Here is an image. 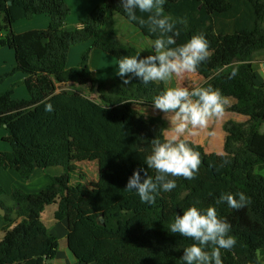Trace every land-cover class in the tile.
Instances as JSON below:
<instances>
[{"label": "trees", "instance_id": "obj_1", "mask_svg": "<svg viewBox=\"0 0 264 264\" xmlns=\"http://www.w3.org/2000/svg\"><path fill=\"white\" fill-rule=\"evenodd\" d=\"M163 7L179 32L178 45L193 35L205 36L210 57L196 74L206 80L203 87L219 89L232 100L228 111L245 121L223 124L222 155L208 154L188 140L201 153L199 172L192 180L175 178L177 187L149 205L124 189L135 169L147 167L143 158L150 141L166 132L161 116L138 111L153 108L165 85H145L134 76L125 85L118 75L102 82L90 63L94 49L117 61L142 52L117 39L119 20L151 42L156 36L128 19L121 0H104L72 31L67 29L71 10L66 0H0V49L12 50L16 61L0 85L16 74L25 76L0 94V129L8 132L12 148L0 152V168L16 171L24 180L37 170H62L39 193L13 189L18 220L5 217L0 264L55 263L59 241L43 222L46 209L54 205V220L67 222V250L74 264H185L183 249L193 241L168 227L193 204L202 211L215 207L231 225L236 244L221 249L222 264H263L264 176L258 172L264 170V83L257 84L254 62L264 52V0H166ZM36 16L50 19L47 29L14 32L16 23ZM86 42L91 45L81 63L68 68L71 49ZM233 68L238 72L230 78ZM19 85L26 87L29 99L13 98ZM83 154L98 159L99 181L92 194L69 184L71 158ZM240 192L250 198L246 207L217 203L222 193ZM4 194L0 183V209L8 211Z\"/></svg>", "mask_w": 264, "mask_h": 264}, {"label": "clouds", "instance_id": "obj_2", "mask_svg": "<svg viewBox=\"0 0 264 264\" xmlns=\"http://www.w3.org/2000/svg\"><path fill=\"white\" fill-rule=\"evenodd\" d=\"M165 2L121 0L128 19L147 27L156 38L147 55L138 52L119 58L117 75L125 85L133 76L145 85L150 82L165 85L152 102L154 110L165 114L170 123L169 131L162 130L150 141V152L143 158L147 167L135 169L124 189L135 191L140 201L149 205L155 203L161 192H171L177 187L175 178H195L202 164L201 153L191 146L186 134H194L196 129L206 128L210 121L221 118L229 104L228 98L211 86H169L174 77L196 73L209 59L210 52L209 42L203 34L193 35L186 43L177 44L179 32L171 17L164 14ZM261 69L264 71V65ZM237 72L238 68H233L230 78ZM45 110L51 111V105ZM222 202L239 210L251 201L240 192L235 195L222 193L217 203ZM230 229L231 225L218 217L215 207L209 206L202 211L195 204L185 209L183 215L176 214L168 227L171 233L193 241L183 249L185 264H222L221 249H232L236 244ZM209 248L210 251L206 250Z\"/></svg>", "mask_w": 264, "mask_h": 264}, {"label": "rangeland", "instance_id": "obj_3", "mask_svg": "<svg viewBox=\"0 0 264 264\" xmlns=\"http://www.w3.org/2000/svg\"><path fill=\"white\" fill-rule=\"evenodd\" d=\"M103 1L104 0H102V2L100 4H98V3H95L96 2L95 0H80V1H78V0H66V3L71 10V13H70L69 18H68V23H67L68 28L67 29L70 31L76 29L78 24H80L79 22L83 23L87 20V19L85 21L82 19H81L82 21L80 20V16L84 13V10L89 9V12L90 11L92 12L95 8H97L99 5H101L103 3ZM37 18H40V20H36L39 22H35V21L32 22L30 20H26V21H20L19 23H17L15 25V30H16V32H19V33H16V32L15 33L16 34H22V33L28 32V31L47 29L49 26V22H50L49 18L46 16H38ZM44 19H46V21H48V25L46 28H40L41 22L44 21ZM118 28H119L118 40L121 43H123L125 45H129V46H133V47L139 49L140 51H142L143 53H146V54H148V52L151 51L152 42L149 39L142 36L140 34V32L136 28H134L132 25H130L128 22H126L125 20H119ZM13 30H14V27H13ZM89 45H90V42H86V43L76 45L73 47V49H72L73 53L70 56L71 60L69 62L71 68L77 67L81 63L82 54L90 47ZM0 51H3L1 53L8 55L7 60L9 59V62H11V63H9L7 65V67H8V69L11 68L13 65L12 62L14 61V63H15L14 52H12V50L5 49V48H2V50H0ZM108 58L111 59V61H113V62H111L113 64V67L111 64L109 65L107 63L106 64L103 63L101 68H100L101 69L100 74L98 72H96V76H97L98 80H100L102 82L107 81L108 76H113V78L117 77L116 65L118 64V61L116 59L112 58L111 56H108ZM74 59H75V61H76V59H79V63L77 64L74 61ZM255 59H256V61L254 62V65H255L254 67H255L257 74H258L257 84H261V83H264V71H262V69H261V66L264 65V52L258 54L255 57ZM5 65H6V63H5ZM104 69H105V71H104ZM103 71L106 72L107 74H109V75L103 77V78H107V79H100V76H103L102 75ZM10 72H11V70L8 73H10ZM204 82H206V80L204 78L200 77L199 75H197L196 73L185 74L183 77H174L169 86H173V87L184 86V87L191 88L194 86H201V84ZM15 83H19V82H15ZM21 86H24V85H21ZM18 87H20V85ZM228 100H229V104L225 107V112L221 118L214 119V120L210 121L206 128L196 129L194 131V134H186L185 138L187 140L193 142L196 145L202 146L204 148L205 152L208 154L222 155L224 153L223 145H224L225 134H224V131L222 129V126L226 121H228L230 119L235 120V121H239V122L245 121V118H243L242 116H239L238 114L231 113L228 111V108L233 104L232 100H230V99H228ZM138 111L147 117L148 116H161L163 118L165 125H166V131L167 132L169 131L168 127H170V123L166 119V116L164 113H162L158 110H154V108H144V109L138 108ZM260 132L264 133V125H262V127L260 128ZM98 168H99L98 159L95 156L85 155V154H83L81 156L73 155L71 158L72 183L75 184V186H77V187H81V186H83L85 188L90 187V186L93 187V184L98 179V170H99ZM54 208H56L55 205L49 206L46 209L45 214H44V218H43L44 224L49 229L53 228L52 213H53ZM59 245H60V250H64V249L67 250L66 240H60Z\"/></svg>", "mask_w": 264, "mask_h": 264}, {"label": "crops", "instance_id": "obj_4", "mask_svg": "<svg viewBox=\"0 0 264 264\" xmlns=\"http://www.w3.org/2000/svg\"><path fill=\"white\" fill-rule=\"evenodd\" d=\"M78 1H80V0H78ZM95 1H96L95 3H98V4H100L102 2V0H95ZM90 12H89V9L84 10V13L80 16V20L82 19L85 21L88 18V15L90 14ZM37 17L38 16L31 18V19H25L23 21L30 20L32 22L33 21L39 22V21H36V20H40V18H37ZM79 23L80 24H78L77 28H79L82 24V22H79ZM1 25H2V21L0 19V26ZM15 25H14V30H15ZM47 25H48V21H46V19H44V21L41 22L40 28H46ZM118 30H119V28L117 29V39H118V33H119ZM14 32H16V30ZM16 33H19V32H16ZM90 45H91V42H90ZM5 49H7V48H5ZM72 49H71V52L69 55L68 68H71L69 62L71 60L70 56L73 53ZM0 50H2V49H0ZM1 52H3V51H0V54H1L0 55V77L7 74L10 70L12 71L16 67V61H15V63L13 61L12 67L8 69L7 65L11 62H9V59L7 60L8 55H5ZM108 56L109 55L103 53L99 49L93 50L90 64H91V69L94 71V73L98 72L100 74V72H101L100 68H101L103 63H105V64L107 63L109 65L111 64L113 67V64L111 63L113 61H111V59H109ZM14 58H15V54H14ZM74 61H75V59H74ZM75 62L78 64L79 59H76ZM5 63H6V65H5ZM104 71H105V69H104ZM104 71L102 72L103 76H100V79H107V78H103V77H105L109 74H107ZM116 71H118L117 65H116ZM110 78H113V76H108V79H110ZM24 79H25V76L23 74H16L13 77L8 78L4 83H2L0 85V94L7 92L15 82H22ZM204 83H202L201 86ZM24 87L25 86H20V87L15 89L14 96H13V98L15 100H27V99H29L28 91H27L26 87L25 88ZM7 137H8V132L6 131V129L5 128L0 129V152H10L12 150L10 144L6 142ZM258 173L264 176V170L259 171ZM61 174H62V170L58 169V168H51L48 170H37L29 180H24V179H22L20 174L17 173L16 171L5 170V169L0 168V183L5 190V194L2 196L1 200L5 206V209L8 210V211H5L2 209L3 211H1V209H0V241L3 238V232L2 231L8 225V222L5 220L6 215L9 214L11 220L14 222L18 220V216H17L16 211H15L16 206H15L14 201L11 198V194H12L13 189L19 188L23 192H25L26 194H36V193L43 191L51 183L50 177L60 176ZM98 181H99V170H98V179L93 184V187L90 186V187L85 188V187L81 186V188H83L87 193L92 194L95 192V190L97 188ZM69 184L71 186H75V184L72 183L71 166H70V172H69ZM55 207L56 208H54L53 213H52L53 228L49 229V230H50L51 234L58 239V241L66 240L67 234H68L67 222L66 221L56 222L54 220V213L57 210V206H55ZM55 263L56 264H74L75 261L71 257V255L68 253V250L64 249V250H59V254H58V257L56 258Z\"/></svg>", "mask_w": 264, "mask_h": 264}, {"label": "water", "instance_id": "obj_5", "mask_svg": "<svg viewBox=\"0 0 264 264\" xmlns=\"http://www.w3.org/2000/svg\"><path fill=\"white\" fill-rule=\"evenodd\" d=\"M96 91H97V97H99L100 96V93L98 92V85L96 86ZM1 211H3L2 209H1ZM50 261H48V263H49Z\"/></svg>", "mask_w": 264, "mask_h": 264}, {"label": "built area", "instance_id": "obj_6", "mask_svg": "<svg viewBox=\"0 0 264 264\" xmlns=\"http://www.w3.org/2000/svg\"><path fill=\"white\" fill-rule=\"evenodd\" d=\"M50 264V263H49ZM52 264H56V263H52Z\"/></svg>", "mask_w": 264, "mask_h": 264}]
</instances>
